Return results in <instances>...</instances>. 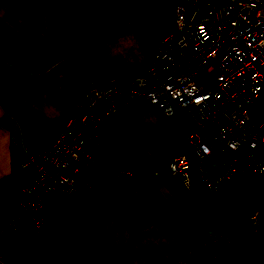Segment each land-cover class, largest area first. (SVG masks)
<instances>
[{"label": "crops", "instance_id": "1", "mask_svg": "<svg viewBox=\"0 0 264 264\" xmlns=\"http://www.w3.org/2000/svg\"><path fill=\"white\" fill-rule=\"evenodd\" d=\"M164 1L0 0V222L37 175L22 162L62 131L86 82L150 63L174 22L154 13ZM190 125L146 101L102 119L76 194H55L41 228L5 239L0 264H172L197 254L195 234L236 227L264 174L235 175L217 193L195 176L187 189L169 165L193 157Z\"/></svg>", "mask_w": 264, "mask_h": 264}, {"label": "built area", "instance_id": "2", "mask_svg": "<svg viewBox=\"0 0 264 264\" xmlns=\"http://www.w3.org/2000/svg\"><path fill=\"white\" fill-rule=\"evenodd\" d=\"M154 13H171L174 22L150 63L86 82L62 131L22 162L37 175L0 222V244L41 228L55 194H76L77 179L94 165L100 121L124 104L146 101L166 118L189 121L193 157L169 165L187 189L195 176L217 193L235 175L264 174V0H165ZM120 175L137 181L130 171ZM259 222L252 210L250 226Z\"/></svg>", "mask_w": 264, "mask_h": 264}, {"label": "trees", "instance_id": "3", "mask_svg": "<svg viewBox=\"0 0 264 264\" xmlns=\"http://www.w3.org/2000/svg\"><path fill=\"white\" fill-rule=\"evenodd\" d=\"M252 210L260 211V226L257 230L253 229L249 224ZM236 222V227L224 232L216 239L208 240L199 234H195V239L199 247L197 254L190 259L172 264H214L219 253L229 248L245 231L248 233L238 244L236 250L245 253L250 259V264H259L264 260V194L246 210L242 211L237 216Z\"/></svg>", "mask_w": 264, "mask_h": 264}, {"label": "rangeland", "instance_id": "4", "mask_svg": "<svg viewBox=\"0 0 264 264\" xmlns=\"http://www.w3.org/2000/svg\"><path fill=\"white\" fill-rule=\"evenodd\" d=\"M204 82L208 85H211L209 79L205 78ZM247 231L243 232L234 243L229 247L221 251L217 257V260L214 261V264H250L249 257L240 250H236L238 244L242 241L245 235H247ZM263 261V263H262ZM259 264H264V260H262Z\"/></svg>", "mask_w": 264, "mask_h": 264}]
</instances>
